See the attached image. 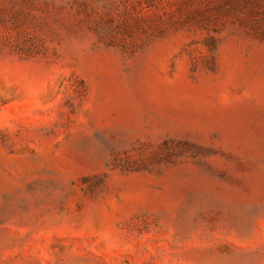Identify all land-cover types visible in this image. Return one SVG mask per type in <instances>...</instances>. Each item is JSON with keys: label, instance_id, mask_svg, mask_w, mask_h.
<instances>
[{"label": "rangeland", "instance_id": "rangeland-1", "mask_svg": "<svg viewBox=\"0 0 264 264\" xmlns=\"http://www.w3.org/2000/svg\"><path fill=\"white\" fill-rule=\"evenodd\" d=\"M0 264H264V0H0Z\"/></svg>", "mask_w": 264, "mask_h": 264}]
</instances>
